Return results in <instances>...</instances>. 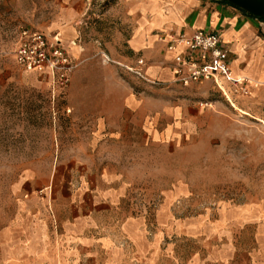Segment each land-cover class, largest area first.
Instances as JSON below:
<instances>
[{
	"label": "rangeland",
	"instance_id": "rangeland-1",
	"mask_svg": "<svg viewBox=\"0 0 264 264\" xmlns=\"http://www.w3.org/2000/svg\"><path fill=\"white\" fill-rule=\"evenodd\" d=\"M121 10V0H0V264H264V106L242 109L209 82L146 78L116 39ZM22 29L98 59H72L59 88L15 64ZM102 178L120 197L93 208L79 238L96 244L69 256L78 246L61 223L89 214L97 194L77 210L76 186ZM41 221L46 236L32 240Z\"/></svg>",
	"mask_w": 264,
	"mask_h": 264
},
{
	"label": "crops",
	"instance_id": "crops-1",
	"mask_svg": "<svg viewBox=\"0 0 264 264\" xmlns=\"http://www.w3.org/2000/svg\"><path fill=\"white\" fill-rule=\"evenodd\" d=\"M121 4L123 25L120 30H116V39L127 49L129 55L137 57V64L141 61L138 65L143 67L148 76L146 78L155 82L172 76L170 65L173 54L165 50L164 44L158 40L159 36L181 32L191 34L196 30L217 32L229 48L231 77L241 81L249 94L236 96L234 92L230 93L239 98L242 109L264 106V0H121ZM64 33L69 40L74 39V43L79 36L74 30L73 33L68 30ZM59 39L71 59H98L97 53L82 54L80 45L75 43L79 49L72 50L62 38ZM101 53V59H111L106 53L107 58ZM135 100L133 95H128L127 106H134ZM76 188L75 197L80 203L73 206L77 210L84 208L82 205L88 195L92 197L95 190L97 194L90 203L93 207L88 209L89 214L81 213L61 223L65 238L77 242L78 247L71 249L72 253L69 255L72 257L79 256L96 244L93 239L79 238L90 226L88 216L93 208L112 204L121 194L120 189L107 188L103 178L87 183L82 181ZM45 191L49 194L50 187L47 186ZM136 224L139 221H127L125 226ZM31 230L32 240L37 237L40 240L46 236L42 221ZM108 242L109 238L105 236L100 239L99 245H107ZM35 249L33 254L36 253L41 260L46 261V254L37 253ZM68 259L71 264H81V260ZM90 261L89 264H95L93 259ZM110 262L109 260L107 264H112ZM48 263L52 264V260H48Z\"/></svg>",
	"mask_w": 264,
	"mask_h": 264
},
{
	"label": "built area",
	"instance_id": "built-area-1",
	"mask_svg": "<svg viewBox=\"0 0 264 264\" xmlns=\"http://www.w3.org/2000/svg\"><path fill=\"white\" fill-rule=\"evenodd\" d=\"M158 40L164 44L167 52L173 54L170 65L172 83L189 86L209 82L227 100L231 91L249 94L241 81L231 77L229 48L217 32H181L161 35ZM12 56L15 64L24 72H46L59 88L68 85L69 73L76 67L58 36L51 37L38 30L22 29Z\"/></svg>",
	"mask_w": 264,
	"mask_h": 264
},
{
	"label": "bare ground",
	"instance_id": "bare-ground-1",
	"mask_svg": "<svg viewBox=\"0 0 264 264\" xmlns=\"http://www.w3.org/2000/svg\"><path fill=\"white\" fill-rule=\"evenodd\" d=\"M227 95V94H226Z\"/></svg>",
	"mask_w": 264,
	"mask_h": 264
}]
</instances>
